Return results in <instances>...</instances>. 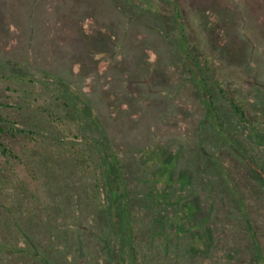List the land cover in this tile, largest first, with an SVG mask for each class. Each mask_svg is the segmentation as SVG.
I'll list each match as a JSON object with an SVG mask.
<instances>
[{"label":"rangeland","instance_id":"1","mask_svg":"<svg viewBox=\"0 0 264 264\" xmlns=\"http://www.w3.org/2000/svg\"><path fill=\"white\" fill-rule=\"evenodd\" d=\"M0 1L5 14V22L0 24V113L3 117L9 116L10 121L16 122L25 131V134L0 135V142L16 155L6 158L0 153V242L5 238L4 242L10 239L15 245L16 237L28 241L26 237L29 236L28 239L32 241L29 242L38 250L36 241L51 238L50 243L57 248L62 244L61 238L74 231V237L80 235L77 237L80 239L78 252L84 254L85 264H91L95 259L97 263L98 254L105 244H109V255L118 264H124L126 256L135 254L140 264H264V206L259 199L261 191L256 193L257 186L260 187V175L264 174L261 167H264V50L258 47L260 43L256 30H253V34L247 30L237 38L233 37L232 32L226 34L230 39H235L229 44L233 55L225 54L219 57L217 64H212L214 74L216 72V76L230 88L238 89L239 95L247 100L248 110L257 118L255 128L258 127L261 132L258 135L236 118L230 125L238 134L225 139L227 147L208 125L202 133L198 129L199 121L203 118L200 92L189 80L194 74L195 64L192 60L187 62L183 56L187 49H180L184 39L179 32L181 27L185 28V24L193 26L191 32L194 31V34L191 33V36L194 37V44L200 42V47L204 48V28L212 25L213 30L222 32L227 26L230 30L229 25H237L234 10L222 9L220 3L213 0L203 2L204 7H212L209 10L205 8L203 12H195L194 7L189 8L181 0H61L65 5L63 9L72 17H65V21H70L65 30L68 44L63 46V56L54 61L53 69L43 64L41 51L44 50L40 44L45 40L43 44L48 51L46 58L49 62L54 57L53 48L49 47L51 38L43 34V27L47 21V9L54 0ZM220 1L227 3V0ZM194 2L197 4V0ZM193 4L191 2L190 5ZM70 7L75 14H71ZM85 9L89 10L88 14H85ZM176 13L183 15V22L178 17L175 19ZM199 14L203 17L200 23L196 22ZM20 15L30 19L21 20ZM119 24L122 27L119 28ZM241 24L237 26L238 29L245 31L244 24ZM128 27L137 34L135 41L141 37L147 43L135 46L129 34L122 41L123 47L117 50V41H112V38L118 37L119 29L123 32ZM4 32H7L6 37ZM149 43L153 54L149 52ZM181 51L182 55H179ZM156 59H161L166 67L163 68V76L157 80L166 82L171 78L175 86L173 88L172 85V90H166L162 81L158 85L162 89L158 87L149 94L143 86L145 81L143 84L125 80L127 86L142 87L140 99L148 103L157 100L151 103L154 107L171 102L168 110H165V131L157 138L147 140V136L136 126L128 131L125 119L109 114L110 109L115 111V106L110 105L107 110L102 107V96L106 95L101 96V87L105 84L108 89L119 84L121 79L131 78L138 71L136 66L147 71ZM77 60L79 64L73 62ZM93 60L99 61V65L105 66V69L100 71L97 66L91 70L88 64ZM8 65L17 66L9 69ZM77 77H82L87 85H82ZM78 87L81 90L88 87L86 94L91 102L84 92L79 94ZM62 91L80 95L77 100L85 103V106L76 113V123H84L88 117L87 120L93 121L95 118L103 124L104 128L100 126L99 138H95V141L104 142L99 145L105 153H113L112 149H115L117 158L128 166V172L132 171L129 182L134 191L133 201L127 203L126 199L120 198L113 203L109 195V203H103L106 206L100 207L106 210L101 212L106 213L102 217L97 216L96 220L92 217V221L79 234L77 227L88 221L93 210L87 209L82 213L79 202L88 204L89 201L92 207L101 204L95 195L98 196L97 182L102 172L95 174L96 166L89 158V152L93 153V150L85 147L86 143L79 144L73 140L68 145L77 146L73 150L78 152L76 156L80 158L74 171H78L79 166L81 169L92 167L82 177L66 172L64 163L67 153L60 149L64 145L58 141V136L61 134L60 140L65 138V131L69 132L71 127L68 129L66 115L69 110L64 104ZM186 91L190 92V96L184 94ZM115 96L116 93L110 98L114 99ZM187 100L189 106L193 107L189 116L177 111L178 106L182 107ZM87 108L90 112L85 110ZM138 109L133 104L130 111ZM93 111L94 115L91 116ZM8 124L11 125L10 122ZM127 124L129 127L131 123ZM29 131L34 133L31 135ZM84 132L90 140V135H95L96 129L92 131L89 128ZM99 151H94L95 160L100 156ZM80 152L85 155L80 156ZM151 160L160 163L158 171H148L153 163ZM184 166H189L193 173ZM222 168L228 169L234 183ZM179 169L182 171L177 172ZM67 170L71 168L67 167ZM182 174L185 177H181ZM172 175L173 182L177 183L171 182L174 185L170 190ZM115 185L119 187L118 193H122L123 180L117 178ZM23 187L30 190L31 197L21 204L13 192L18 193ZM89 188H92L94 195L90 198L87 193L84 194ZM176 188L178 193L170 201H163ZM33 207L35 211L31 214ZM241 211L249 213L262 231L255 233L250 228L249 233L243 230V222L249 224L250 219L247 220L246 215L243 219ZM157 215L161 217L157 218ZM46 217L56 221V233L46 231L47 225L43 224ZM41 229L46 231L43 232L44 236ZM12 243L6 245V249L0 248V251L7 252L9 260L17 257L15 252L22 249ZM59 250L51 249L52 255L59 260V264H63L68 253ZM99 256L104 258V255Z\"/></svg>","mask_w":264,"mask_h":264},{"label":"trees","instance_id":"2","mask_svg":"<svg viewBox=\"0 0 264 264\" xmlns=\"http://www.w3.org/2000/svg\"><path fill=\"white\" fill-rule=\"evenodd\" d=\"M201 1H202V3H201ZM204 1L205 0H197V4H196L194 2V0H181V3L187 4L188 7L191 9L194 7V10L196 9L195 12H199V11L203 12L205 8H207L206 10H209L212 8V7H204L203 6ZM59 2H60V4H59ZM191 2H192V4L193 3H195V4L190 5ZM213 2H219L222 9H226L229 11L234 10L236 12V14H235L236 17H234V19L237 21V25L235 23H233V25H229L230 30H229V27L225 26V28H223L222 32H217L216 30H213L212 25L210 26V28H209V26L208 27L206 26L204 28L205 29L204 33L206 34V35H204L206 37L204 43L206 42V44H205L206 46L204 48H202V47H200V42H198L197 45H199V47H200V48H198V46L196 44H194V41H195V40H193L194 37L191 36L192 34H194V31L191 32V28H193V26H190V25L187 26L185 24V28L181 27V32H179V36L182 39H184L183 40L184 44L180 45V49H181V47H183V49L185 47L187 49V51H184L183 53L181 51L179 53V55L183 54V56L186 58L187 62H190L192 60L191 62L195 64L194 74L191 75L192 73H191V71H189L190 75H191L189 77L190 78L189 80L191 82L190 84L195 85L199 89V92H200V94H198V95H199V98L201 100V107L203 109V110H201L203 112V118L199 121L200 124H199L198 129H201L200 132L202 133L204 131L203 129H205L208 125L210 128H212L214 130L215 135H217V137H219L221 139L222 144L229 147L226 144L225 139L229 136H232V138H233L234 135L238 134L237 132H235L233 130L232 126L230 125V123H232V121L236 118L240 119L239 121L242 122V124L249 127L250 130L254 129L258 135L261 132L259 131L257 126H256L257 128H255V121L257 120V118H256V116H254L253 113H251V111L248 110L247 104H249V103H247V100H245V98L243 96L242 97L240 96L241 93L238 91V89L236 90L233 87L230 88L228 85H226V83L224 81H222L220 79V77L216 76V72L214 74L213 71L215 70V67L212 66V64H217L219 59H220L219 57H224L225 54L230 53L233 55V53H231L229 50V49H231L229 47V44L234 42L235 39H230V37L228 35L226 36V34H229V32H232V35H234L233 37L237 38L238 35H241V33H243V32L246 33L247 30L251 31L252 34H253V30H256V33L259 37V43H260V44H258V47H259V49L261 48L264 50V0H227V3H225V4H222L220 0H213ZM166 6H167V4H166ZM1 8H3L2 5H0V12L2 11V13L0 14V24L2 23V21L4 24L5 14H4V11L1 10ZM63 8H65V5L61 2V0H54V2L47 9V15H46L47 21L45 22L46 25L43 27V29L45 30V31H43V34L45 36H50L51 39L50 40L47 39V40H49V42H48L49 47L53 48L52 55L54 56L52 60H49V62L47 60L48 58H46V57H48V51L46 50L45 44H43L45 40H42L41 41L42 43L40 42L41 43L40 46L44 50V51H41V54H42L41 57L43 58V64H48V65L52 66L53 69H55L53 67L54 61L56 59H58L60 56H63V52L61 50H63L64 45L68 44L67 40L69 39L68 36L65 34V30L67 29V27H69L68 24L70 23V21H68V20H67L68 22L65 21L66 20L65 17L67 16V19H68V17H72V16H68L65 9H63ZM69 10H72L71 14H75V12H74L75 10L72 9V7H70ZM88 12H89V10L85 9V14H88ZM22 15H20L21 16L20 18H22L21 20H24V19L29 20L30 19V17H27V16L23 17ZM188 16L189 15H187L186 17H188ZM177 17L180 18V22H183V15H181L180 13L179 14L176 13L175 19H177ZM175 19H174V22H175ZM202 19H203V17L199 14L196 22L200 23ZM255 19H256V21H255ZM240 21L244 24V27L246 29L245 31H243L242 28H241V30L238 29L237 26L242 25ZM177 22H179V21H177ZM259 23L262 25H260ZM187 24H189V22H187ZM6 26H9V25L7 24ZM248 26H250V27L248 28ZM0 27H1V25H0ZM120 27H122V25L119 24V28ZM255 27H257V29H255ZM18 29L17 30L19 32H21L20 27H18ZM50 29H52V31H50ZM124 30L125 31L122 32V29H119V31H117L118 37L112 38V41H114V42L117 41L115 44L117 50L119 49V47H121V48L123 47L122 41L129 34L131 37H133L134 41L137 38L136 37L137 34L135 33V31L132 28L129 29V27H128L127 29H124ZM31 31H32V29H31ZM6 33L7 32H4L5 37H6ZM242 35H245L247 37L246 34H242ZM220 37H224V39L222 38L223 40H220ZM246 37H245V39L247 40L248 38H246ZM138 40H140V41L137 42ZM141 41H142V43H141ZM126 42H128V40H126ZM132 43L136 46V45H140V44L145 45L147 42L145 43V39H141V37H140L135 42L132 41ZM149 46H151V43L148 44V47ZM178 46H179V44H178ZM109 50H111L110 47H109ZM149 52L150 53L153 52L152 48H150V47H149ZM153 53H151V54H153ZM228 57H229V55H228ZM73 62L75 64L80 63V62H78V60L73 61ZM32 64H33V62H32ZM40 64H42V63H40ZM15 66H17V65H15ZM15 66L8 65L7 68L12 69ZM97 66H99L100 71L105 69V66L99 65V61L93 60L91 63L88 64V67L91 70H93V69L95 70ZM84 68H85V65H84ZM135 68L138 69V71H135L134 75L131 78L121 79V82L119 84H116L115 86H111L108 89H106L105 84L102 85L101 92L103 91V93H101V96L104 94L106 95V96H102V98H103L102 99V101H103L102 107L106 108V110H107V109H110L109 108L110 105H111V107H112V105L115 106L116 107L115 111H112V109H110L109 114H112L114 117L120 116V119L121 118L125 119L127 121V123H131L129 127H128V124L126 123V128H128V131L129 130L132 131L133 130L132 128L133 127L135 128V126H136L137 129H139L141 132H143L144 136H147V140H151V139L157 138V136L159 134H161L163 131H165V126L167 125V124H165V119H166L165 110L167 109V107L169 105H171V102H169V103L165 102V103H163V106H162V104H159V107H154V105H152L151 103L153 101L157 102V100H152V101H149V103H148V101H144V100L140 99L139 95H140V92L142 90V87L140 88L137 86H127L125 80H128V81L134 80V81H139L142 83L145 81L146 84L143 83L144 84L143 86H144L146 92L149 94L151 92H154V90H157V88L160 87L158 85H160V83L162 81L164 82V87L166 90H168V91L172 90L171 88H172V85L174 82L172 81L171 78L169 80H167L166 82L164 80H162V81L157 80L158 77L163 76V72H164L163 68L164 69L166 68L163 65V61H161V59L159 61H157V59H156L155 63L153 62V65L147 71H142L139 66H136ZM126 69L131 71L130 68H126ZM207 71L208 72L210 71V73H208ZM34 72H36V71H34ZM49 73H51V71ZM22 76H24V75H21L20 77H22ZM32 76H33V74H32ZM14 77H15V75H14ZM77 78L79 79L80 82L83 83L82 85H87L86 82H83L84 79L82 77H81V79L79 77H77ZM128 81H127V83H128ZM82 85H81V87H82ZM174 87L175 86L173 85V88ZM64 88L66 90V87H64ZM83 88H84L83 90L80 89L79 94L81 95L84 92L86 99L88 101H90V99L88 98V96L86 94L87 92H89L88 87H83ZM138 89H140V91H138ZM62 92L64 95L63 98H65L64 104H65L67 110H69V112L66 115V120H67V122H69V126H68V123L66 121H64V119H63V121L61 119V121L64 122L65 125L68 126V129L71 127L69 132H68V130L67 131L64 130L65 131V138L60 140L61 134H59V136H58V139H59L58 141L64 145L60 149L65 150V152L63 151V153H67V156L65 157V163H64L65 168H66V172H68L67 174L72 175V176L74 175V176H79V177L81 176L82 177V176L86 175V173H88L87 170H89V168L92 167V166L86 167V168L82 167V169H81V167L79 166L78 171H74V168L77 165H79V163H80V158L76 156L78 152L77 151L74 152V150H73V149H76L77 146L73 147L71 145H68L69 141H71V140L77 141L79 144H83V142H84V144L86 143L85 147H87L90 150H93V153L89 152V156H90L89 158L92 162V165L94 167L96 166L95 174L102 172V177L99 179L100 182L99 181L97 182V184H98V196L95 195V197H98L97 202L101 203V204L99 206H93L92 207L91 203L89 204V201H88V204H87V202H82V203L79 202L78 207L80 208L82 213H85V211L87 209H89L90 211L93 209L91 211L92 213H90V216L87 219L88 221L84 222L82 224L83 226L77 227L76 231L79 230L80 231V232H78V234H79V233H81V230H84V228L87 227V224L89 223V221L90 222L92 221L91 220L92 217H93L92 218L93 220H96V219H98L99 216L102 217V214L106 213V212H101V211H104L105 209L101 210L100 207L106 206V205H103V203H107V204L109 203V199H108L109 195H110L113 203L117 202V200L120 198L126 199L127 203H131V201H133L132 200L133 199L132 193L134 191H133V189L130 185V182H129V175L132 174V171L128 172L129 171L128 166L124 165L120 161V159L117 158V154L115 152V149H112L113 153H111V152L105 153V151L103 149H101V147L99 145V144L104 143V142L102 140H101L102 141L101 143H98L99 140L95 141V138L96 139L99 138L97 136L98 131L100 129V126L103 127V124L98 123L97 122L98 120L96 121L95 118H93V121H94V125H93V121L87 120L88 117L85 118L84 123H82V122L80 123V121L78 123H76L77 122L76 113L78 112L79 109L82 108L83 105L85 106L84 102H83L84 104H82V101L80 102L77 100V98L80 95L76 94L75 92H73V93H75L74 95H72V93H70V92L67 93V91L66 92L62 91ZM115 93H116L115 98L114 99L110 98L111 95H114ZM239 93H240V95H239ZM184 94L189 95L190 92H187ZM65 95H71V97L68 96V98H67ZM183 98H184V96H183ZM107 99L110 100V102H112V103H110ZM87 103H89V102H87ZM133 104L135 106H138L139 109L135 110V111H130V108ZM5 106H7V105H5ZM146 106H147V108H146ZM192 109H193V107H191V105L189 106V102L187 100V102H185V104L182 107L178 106L177 111H180V112L183 111L185 114H187V116H189L192 113L191 112ZM85 110L89 111L88 108ZM93 115H94V111L91 114V116H93ZM8 122H10L11 125L8 124ZM163 122H164V124H163ZM93 127L96 129V134L94 135L92 133L89 137L90 140H88L87 135L84 134L85 133L84 131H85V129H89V128H91L93 131L94 130ZM81 129H83V130L81 131ZM108 130L109 129H107V131ZM110 130H111V128H110ZM110 130H109V134H110ZM5 133H8L10 135H17V134H25V131L23 129H21L19 127V125H17L16 122L10 121L9 116L3 117L0 113V135H3ZM33 133H34L33 131L32 132L29 131V134H31V135ZM111 133H112V130H111ZM262 133H263L262 136H264V132H262ZM245 148H247V145H245ZM99 149H101V151H99ZM94 151L95 152L99 151V153H100V156H98L96 158V160H95V156H94ZM0 153L2 154L3 157H6V158H9L12 156L16 157L14 151L11 148L6 147L1 142H0ZM84 155H85L84 152L83 153L80 152V156H84ZM142 155H143V152L141 153V156ZM235 156H237V158L239 157L237 154H235ZM157 159H160V158H156L155 160H157ZM151 161L153 163L149 167L148 171L151 173L153 171L154 172L158 171V169L160 168V163H156L154 160H151ZM255 162L258 163V161H255ZM67 167L71 168V170L68 171ZM151 167H152V169H151ZM184 167H185V169L188 168L189 172L190 171L192 172V170H191V168H189V166L188 167L184 166ZM261 167H262V170H264V167L262 165H261ZM222 169L225 172V175L229 176V172L227 171L228 169H225V168H222ZM179 171H182V170L179 169L177 172H179ZM230 176H232L231 173H230ZM173 177H174V175H172V177L170 179V184H169L170 190H172V186L174 185V184L172 185V183H175V184L177 183V181L173 182ZM181 177H185V175L182 174ZM117 178L123 180V190H122V193H120V194L118 193L119 187H117L115 185ZM230 180H231V182L234 183L233 178L230 177ZM113 183H114V185H113ZM192 183H193V181L191 182V184ZM259 184H260V187L257 186L256 193L261 191V193L259 195V199L262 200V202H263L262 206H264V174L260 175L258 185ZM231 187L234 188L233 185H231ZM229 189H231V188H229ZM22 192H24V193H22ZM29 192H30L29 189H26L23 187V188H21V191L19 189L18 193L13 192V195H14L15 199H18L21 204H24L30 200V199H27V198L31 197ZM86 193L89 195V198H90V196H92V197L94 196L92 194L93 193L92 188L85 190L84 194L86 195ZM175 193L176 194L178 193V188H176L175 192H171V194H169L170 196L168 195L167 198L163 199V201H170V199L172 198V196L175 195ZM23 194H25V195H23ZM104 200L107 202H104ZM34 203H35V200L33 201V204ZM36 208L39 209V207H36ZM31 211H32L31 214L35 211L34 207H33V210H31ZM244 211H241L243 219L246 215L247 220L250 219L249 220L250 225L246 224L244 221L242 224L243 230L246 229L247 230L246 232H249V229L253 228L255 233H257L258 231L261 232L262 231L261 227L256 222H254L253 218H251L249 213L245 214ZM160 217H161L160 215L159 216L157 215V218H160ZM55 223H56V221H53L50 218L46 217V220L44 221L43 224L47 225L46 231H54L55 232V228H56ZM16 225H17V223H16ZM21 226H23V225L21 224ZM41 230H42V234L44 236L43 232H46V231H43V229H41ZM75 233L76 232H74V231H70L68 235L66 234L64 237H62L61 238L62 244H59L58 245L59 247H57V248L54 247L53 243H50L51 238L48 241H45L44 239H39L38 242L36 241V243L38 244V250L34 249L35 247L31 245L30 242H32V241H30L28 239L29 236L26 237L28 241H23V238L16 237L17 239L14 241V242H16L15 245L10 241V239L6 240L5 241L6 243H5L4 242L5 238H3L4 240L2 242H0V243H2L0 245V248L6 249L5 246L6 245L9 246V244L12 243L13 246H16L18 244V246L22 249L15 252L16 255H18V256L13 258L12 260H9V258L7 257V252L5 253L3 251H0V257H1V259H3V260L0 259V264H59V260H57V259L55 260L53 255H52V252L55 250L58 251V249H61L59 251L68 253V256L64 257L66 261L63 264H67V263L68 264H85L86 262L83 263L84 262V260H83L84 254L81 252H78V248L80 246L79 245L80 239L77 237H80V235H77L74 237ZM18 234H20V233H18ZM257 237H258V235H257ZM8 238H10V237H7V239ZM91 247H93V246H91ZM166 247H167V245H166ZM40 249H43L44 251H46V253L42 252V250H40ZM51 249L53 251H51ZM109 249H110L109 244H107V245L105 244L102 252L99 253L100 255H104V258H101L98 254V258H97L98 262L95 263V261H96V259H95L93 262H91V264H118L116 262H113L112 258L109 255ZM8 254H10V251H8ZM128 258L131 259V261ZM126 259H127V261L124 264H140V261L136 260L137 259L136 254L132 255L131 257L126 256ZM87 264H89V263H87Z\"/></svg>","mask_w":264,"mask_h":264}]
</instances>
